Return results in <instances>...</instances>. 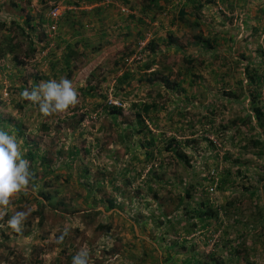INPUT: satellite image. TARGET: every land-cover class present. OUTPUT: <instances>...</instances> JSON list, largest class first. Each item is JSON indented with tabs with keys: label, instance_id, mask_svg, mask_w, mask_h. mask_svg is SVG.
<instances>
[{
	"label": "rangeland",
	"instance_id": "374dc122",
	"mask_svg": "<svg viewBox=\"0 0 264 264\" xmlns=\"http://www.w3.org/2000/svg\"><path fill=\"white\" fill-rule=\"evenodd\" d=\"M0 119V264H264V0H0Z\"/></svg>",
	"mask_w": 264,
	"mask_h": 264
},
{
	"label": "clouds",
	"instance_id": "9594fccd",
	"mask_svg": "<svg viewBox=\"0 0 264 264\" xmlns=\"http://www.w3.org/2000/svg\"><path fill=\"white\" fill-rule=\"evenodd\" d=\"M21 96L38 104L39 111L45 116L63 112L78 103L77 91L68 79L49 80L31 91L25 89ZM29 175L28 163L22 158L16 140L0 131V207L9 205L18 193L30 191ZM25 216L24 212H16L8 221L9 226L20 232ZM62 240L63 236H60L57 242ZM87 256L86 251L80 252L72 257V264H86Z\"/></svg>",
	"mask_w": 264,
	"mask_h": 264
},
{
	"label": "built area",
	"instance_id": "2783aa9c",
	"mask_svg": "<svg viewBox=\"0 0 264 264\" xmlns=\"http://www.w3.org/2000/svg\"><path fill=\"white\" fill-rule=\"evenodd\" d=\"M52 15L55 17L58 15V12L56 11V9L54 11H52Z\"/></svg>",
	"mask_w": 264,
	"mask_h": 264
},
{
	"label": "trees",
	"instance_id": "16d2710c",
	"mask_svg": "<svg viewBox=\"0 0 264 264\" xmlns=\"http://www.w3.org/2000/svg\"><path fill=\"white\" fill-rule=\"evenodd\" d=\"M260 113L259 112H257V115L260 117V115H259Z\"/></svg>",
	"mask_w": 264,
	"mask_h": 264
},
{
	"label": "crops",
	"instance_id": "0c3cea01",
	"mask_svg": "<svg viewBox=\"0 0 264 264\" xmlns=\"http://www.w3.org/2000/svg\"><path fill=\"white\" fill-rule=\"evenodd\" d=\"M1 120V119H0Z\"/></svg>",
	"mask_w": 264,
	"mask_h": 264
}]
</instances>
